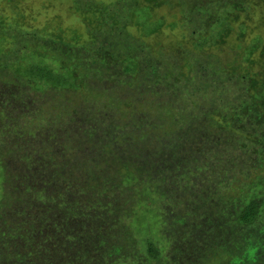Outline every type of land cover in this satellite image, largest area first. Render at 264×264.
Wrapping results in <instances>:
<instances>
[{
    "label": "trees",
    "instance_id": "16d2710c",
    "mask_svg": "<svg viewBox=\"0 0 264 264\" xmlns=\"http://www.w3.org/2000/svg\"><path fill=\"white\" fill-rule=\"evenodd\" d=\"M252 1L225 3L228 22L264 4ZM165 3L134 0L124 18L122 6L80 9L90 26L84 44L65 37L62 28H13L16 54L3 53L0 62V92L15 104L13 111L0 104V264H264V42L257 71L251 47L210 57L207 48H226L225 28L216 37L200 33L192 49L166 44L162 60L142 56L143 45L128 44L126 27L138 23L130 13L144 24L145 10ZM163 27L159 21L145 33ZM96 66L120 85L128 77L139 96H159L151 110L136 106L140 128L121 130L112 112L101 119L91 108L73 106L61 124L65 130L35 126L37 137L26 131L21 104L34 102L22 96L82 90L86 71ZM8 74L15 80H4ZM138 78L143 85L137 86ZM232 78L242 86L236 103L208 100V87L216 91ZM147 81L160 82V90H150ZM58 131L65 135L61 142L53 137Z\"/></svg>",
    "mask_w": 264,
    "mask_h": 264
},
{
    "label": "rangeland",
    "instance_id": "374dc122",
    "mask_svg": "<svg viewBox=\"0 0 264 264\" xmlns=\"http://www.w3.org/2000/svg\"><path fill=\"white\" fill-rule=\"evenodd\" d=\"M133 1L134 0H0V62L3 60L1 57L3 53L4 55L13 56L16 51L12 39L9 37V35L15 34L13 28H17L19 31L24 30L27 32L35 29L41 32V30H44L46 26L49 27L51 31L57 28H62L66 32V34H64L65 37H78V39H76V43L84 44L90 39V36L88 35V29L90 26L84 21L85 18L80 9L84 10L94 4H102L101 6H105L111 12L115 7L119 8L122 6L121 10H119L122 11V17L124 18L133 8ZM165 1L166 3L162 7L153 8L150 12L145 10L147 20L144 24H141L143 20L139 17L137 18V16H135V12L130 13L131 19L137 20L138 23L132 22L126 27L129 36L128 44H132L134 48L137 45H143L145 48L143 50L140 49L142 56L148 54L150 57L152 56L155 59L162 60L168 50L167 47H169H166V44L179 49L181 47L192 49V42L196 40L195 38H197L200 33L203 38H211V35L212 37H216L217 33L221 29L225 28V30L230 32L228 37L225 38L226 44L222 46V49L223 47L226 48L220 51H218L217 47L214 46L207 48L208 53H210V57L220 58L223 56L225 51L227 53H230L231 50L244 51L247 47H251V49L253 48L255 52L250 58L257 63V65L253 66V71L258 70V60L261 56L260 49L264 42V4L256 5L255 7L251 6L250 14L246 15L247 17L244 16L243 12L238 13L240 19L237 23H234L235 21L228 22L229 17H226L227 9L224 5L225 3L226 5H229L227 3L229 0ZM257 1L258 0H253L252 2L255 4ZM247 4L248 2L245 1V4L243 3L242 6ZM196 6L200 8V12L194 14L193 7L196 9ZM90 13L92 16L93 12L91 11ZM159 21L164 24L162 29L152 35L145 33L146 30L155 26ZM223 21L226 23H222ZM241 34H243V37H241ZM97 46L98 43H96V47ZM161 46L164 49L159 51ZM104 50L111 52V49L108 46ZM89 51L92 52L89 54V60L95 61L96 56L94 54L97 52L96 48ZM156 54L157 56H155ZM205 55L207 56V54ZM4 59L8 62L7 57H4ZM53 65L58 66L56 63H52V66ZM242 67L247 68L248 66L246 63H243ZM97 68L98 67L96 66V68H94L95 70L86 71L88 72V75L83 77L84 84L82 85V90L73 91L61 88L58 90L52 89L49 97L47 93L42 96L40 93L34 91L26 93V96H22V98L31 97L34 102L31 106L27 103V101L21 104L22 109L25 110L24 112H26L29 118L30 127L26 131H29L34 135V137H37L34 133V130L36 129L35 126L48 128L52 125L56 130L60 128L65 130L61 124L66 123L65 121L69 116L68 112L73 106L82 112L86 108H91L92 111H95L93 113L94 116L101 119L105 118H102V113H105L106 111L107 115L110 111L115 117L114 122L121 127V130L126 128L130 131H136V128L139 127L137 117L140 115V111H136V106L138 110H140L141 107L142 109L146 108L145 111L147 109L151 110L150 107L152 106L150 103L158 101L159 96L153 93L139 96L136 85L134 83L133 85L126 83L128 77L124 76L121 78L124 83L123 85H120L117 81V76H112L111 73V75L107 74L105 72V68ZM79 70L84 71L85 69L81 67ZM113 70L114 69L110 71L113 72ZM207 74H209L207 80L209 82L212 81L214 76L211 75L210 72ZM204 76L205 75L201 77L203 81H205ZM139 78L136 80L137 86L144 84L141 80L140 83L138 82ZM4 80L14 81L15 79L8 74L5 76ZM145 80L146 79H144V81ZM214 82L211 84H214ZM146 83H148L150 90L158 91L161 88L160 82L154 83L152 81H147ZM235 84H238V82H236L235 78H232V80H223V83L219 85L220 88H217L216 91V87H208L209 89L207 88L206 92L212 96V98L209 96L208 100L214 99L219 103H234L235 101L233 100L238 97L242 88L241 84H238L237 86H235ZM0 89L4 90L1 85ZM16 92L19 93V88H16L13 91V93ZM212 92L214 94H212ZM0 94H2L0 104L4 105L5 109L13 111L12 106H15V104L12 103L13 101L4 100V97L7 96V94L4 95L3 92H0ZM51 96L53 97L51 98ZM218 98L220 100H218ZM16 99L18 100L19 97L17 96ZM25 99L28 100L27 98H24L23 100ZM186 108L191 109V105ZM38 112L42 114L41 117L38 118L39 120L31 119V117ZM14 114L18 115L19 110L15 109ZM52 120L54 121L52 122ZM59 135L58 137H53H55L58 142H61V135H63V139L65 135L63 132L62 134L59 132ZM2 137L4 141L7 135L3 134ZM2 143L3 142H0V148L3 146L5 147L4 144L2 146ZM0 157L2 158V156ZM2 162L3 159H0V201L3 197L4 180ZM137 209H142V211L144 210L142 205L137 206ZM164 248L166 252L168 250L167 245L164 244Z\"/></svg>",
    "mask_w": 264,
    "mask_h": 264
}]
</instances>
